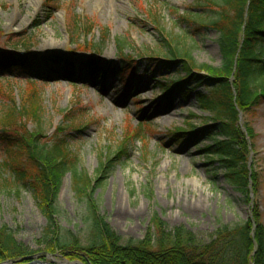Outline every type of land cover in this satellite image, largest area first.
Segmentation results:
<instances>
[{
    "label": "rangeland",
    "instance_id": "obj_1",
    "mask_svg": "<svg viewBox=\"0 0 264 264\" xmlns=\"http://www.w3.org/2000/svg\"><path fill=\"white\" fill-rule=\"evenodd\" d=\"M215 1L0 0V51L20 57L28 47L47 45L52 49L34 47L32 56L64 60L36 62L24 73H3L0 87L20 99L31 95L33 86L53 107L56 124L61 117L55 105L62 111L73 110L78 117L74 130L81 133L72 148L80 169L92 179L103 178L98 175L103 159L115 160L94 198L109 227L125 239H143L155 232L156 222L170 230L185 227L204 243L221 226L245 221L255 225L256 213L264 225V99L249 112L240 111L237 123L250 152L246 199L227 183L216 159L205 153L214 142L199 133L216 123L197 102V94L207 91L195 88L186 97L174 84L185 71L154 73L148 65L150 56L166 59L164 36L172 34L182 43L185 38L190 46L192 55L184 64L191 73L226 77L217 72L223 65L219 33L212 28L195 32L192 20L179 21L183 15L193 20L199 15L198 20L209 23L218 10ZM127 56L139 63L137 72L120 70L126 66L120 61ZM90 58L98 63L95 75L85 64ZM65 60L72 66H66ZM66 71L72 72L74 84L66 80ZM226 78L234 83L233 77ZM168 80L169 94L162 89ZM5 97L0 96V101ZM157 104L170 106L163 120L154 112ZM175 130L199 133L178 140ZM57 210V226L84 240L85 203L77 197L70 174L62 180ZM0 226L16 233L17 243L34 253V261L84 264L60 253H46L42 232L47 220L32 183H17L2 170Z\"/></svg>",
    "mask_w": 264,
    "mask_h": 264
},
{
    "label": "trees",
    "instance_id": "obj_2",
    "mask_svg": "<svg viewBox=\"0 0 264 264\" xmlns=\"http://www.w3.org/2000/svg\"><path fill=\"white\" fill-rule=\"evenodd\" d=\"M216 1V17L209 23L198 20L199 15L195 20L183 15L179 21L192 20L195 32L212 28L219 33L223 65L217 72L233 77L234 83L227 76L191 73L188 64H184L192 55L190 46L185 38L182 43L172 34V37L164 36V47L168 50L166 61L150 56L148 65L154 73L175 71L172 75H179L180 71H185V76L179 77L174 84L186 97L195 88L207 91L197 94V102L200 108L213 115L215 125L200 133L175 130L173 135L182 140L187 134L199 133V136H206L204 140H213L214 144L207 147L205 153L216 159L214 163L218 164L227 183L247 199L251 179L246 161L250 152L237 123L240 111L247 113L264 99V0ZM122 59L120 63L126 65L120 66L122 72H126L125 68L138 69L132 57ZM49 60L64 61L57 57H17L0 51V75L24 73L29 65ZM64 64L72 66L68 61ZM86 64L94 74L98 71L94 59ZM64 73L72 79V72ZM169 86V80L162 84L163 92L169 94L172 89ZM30 87L33 93L20 99L10 95L12 90L6 92L0 87V96H6L0 101V171L11 173L17 183L24 186L32 183L38 206L47 220L42 232L46 253H60L84 264H264V225L257 213L255 225L245 221L221 226L208 243L185 227L170 230L162 222H156L155 232L140 240L125 239L113 231L94 197L97 189L103 186L105 176L114 168L115 160H102L98 175L103 178L92 179L81 170L72 148L81 133V130H74L78 117L73 110L62 111L55 105L54 110L61 117L56 124L53 107L50 109L42 93ZM68 174L77 197L85 203L83 223L87 234L84 240L55 223L59 190ZM16 236L7 226H0V264L34 254L18 244Z\"/></svg>",
    "mask_w": 264,
    "mask_h": 264
},
{
    "label": "bare ground",
    "instance_id": "obj_3",
    "mask_svg": "<svg viewBox=\"0 0 264 264\" xmlns=\"http://www.w3.org/2000/svg\"><path fill=\"white\" fill-rule=\"evenodd\" d=\"M33 47V46H32ZM35 49L39 50V51H48L50 49H52L51 46H47V45H42V46H34ZM33 47V48H34ZM170 109V106L166 105V106H163L161 104H157L155 107H154V112L156 114H158L159 116V119H165L169 113H164V112H167L168 110Z\"/></svg>",
    "mask_w": 264,
    "mask_h": 264
},
{
    "label": "water",
    "instance_id": "obj_4",
    "mask_svg": "<svg viewBox=\"0 0 264 264\" xmlns=\"http://www.w3.org/2000/svg\"><path fill=\"white\" fill-rule=\"evenodd\" d=\"M2 264H46L42 261H34V257H25L20 260L11 261V263H2Z\"/></svg>",
    "mask_w": 264,
    "mask_h": 264
}]
</instances>
